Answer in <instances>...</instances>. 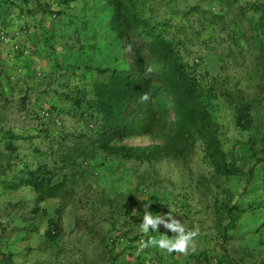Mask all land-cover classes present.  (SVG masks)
<instances>
[{
	"label": "rangeland",
	"instance_id": "rangeland-1",
	"mask_svg": "<svg viewBox=\"0 0 264 264\" xmlns=\"http://www.w3.org/2000/svg\"><path fill=\"white\" fill-rule=\"evenodd\" d=\"M226 1L128 3L179 47L196 72L220 124L222 148L239 172L219 173L201 139L187 162L173 157L125 160L120 154L100 152L85 164L86 174L74 195L65 197L64 235L47 241L46 222L33 232L24 230L29 235L24 236L25 246L17 250L16 260L9 254L8 263L264 264V206L244 212L229 240L223 239L216 223L225 204L232 207L236 201H246L248 194L251 200L264 201V88L259 84L251 29V18L258 14L252 10L244 14L240 5L245 0L225 5ZM195 6L225 13V28L196 12ZM113 13L108 0H0V71L6 64L16 70L18 61L25 69L22 87H14L15 75L8 70V87L0 80V108L6 114L0 118V128L18 135L15 142L21 154L34 146L43 148L46 129L86 130L97 115L95 85L108 76L101 69L109 65L111 54L120 67L133 64L126 39L122 53L110 50L116 40L110 26ZM234 84L255 99L256 126L249 130L236 125L234 107L221 94L222 88ZM122 142L145 146L155 140L142 135ZM107 199H114L113 204ZM145 204L153 215L172 210L187 229L197 228L194 248L186 253H167L156 246L140 250L137 242L149 235H172L163 224L159 232L139 230ZM7 224L22 225L17 218Z\"/></svg>",
	"mask_w": 264,
	"mask_h": 264
},
{
	"label": "trees",
	"instance_id": "trees-1",
	"mask_svg": "<svg viewBox=\"0 0 264 264\" xmlns=\"http://www.w3.org/2000/svg\"><path fill=\"white\" fill-rule=\"evenodd\" d=\"M233 1L227 0L225 5ZM108 2L114 8L110 26L116 34L110 50L122 53L126 39L133 50V64L120 67L111 54L109 65L101 69L108 71V76L95 85L97 115L91 125L79 131L46 129L44 147L34 146L25 155L15 142L18 135L11 129L0 128V184L11 190L29 186L35 193L32 205L22 199L9 202L8 206L16 209V218L22 223L17 229L33 232L39 223L46 222L47 241L64 235L65 197L74 195L75 186L86 174L85 164L100 152L120 154L125 160L152 162L173 157L187 162L197 140L201 139L219 173L239 172L222 148L220 124L214 118L212 103L179 47L134 11L128 0ZM240 7L244 14L249 10L258 14L251 18V29L259 84L264 88V0H245ZM193 9L225 28V13L206 11L198 6ZM239 51L243 54L241 48ZM221 94L234 107L239 128L249 130L256 126L253 97L235 84L222 88ZM75 102L79 106L80 101ZM4 116L0 108V118ZM142 135L151 136L155 142L145 146L122 142L125 138ZM248 172L252 176L254 166ZM55 200H59L57 205L53 203ZM107 200L109 204L114 202V199ZM47 203L53 205L51 210ZM262 206L264 201L251 200L249 194L246 201H236L232 207L225 204L216 221L223 239L229 240L231 232L240 227L244 212L253 213Z\"/></svg>",
	"mask_w": 264,
	"mask_h": 264
},
{
	"label": "crops",
	"instance_id": "crops-1",
	"mask_svg": "<svg viewBox=\"0 0 264 264\" xmlns=\"http://www.w3.org/2000/svg\"><path fill=\"white\" fill-rule=\"evenodd\" d=\"M18 39V37H16ZM21 39V37H19ZM6 42V41H5ZM4 54V53H3ZM4 57V55H2ZM1 56V58H2ZM84 56V55H83ZM7 60V59H6ZM19 65L14 68H9L6 64L4 66V72L0 71V80L3 84V87H8L7 85V70L10 74H14V79L16 80L13 84L14 87H22L21 84H24L25 77L24 71L25 69L21 68V61H18ZM27 76V74H26ZM33 78V77H32ZM30 80V79H29ZM27 81V79H26ZM27 189L29 194L24 195V191ZM31 192V194H30ZM28 200L31 204L34 202L35 193L31 190L29 186H20L17 189H6L0 184V264H12V262H7V258L9 254H12V259L16 260L17 250H21L25 246V238L23 230L13 228L11 225L7 224V221L16 218L18 212L13 210L10 206H8L9 202H16L18 200Z\"/></svg>",
	"mask_w": 264,
	"mask_h": 264
},
{
	"label": "clouds",
	"instance_id": "clouds-1",
	"mask_svg": "<svg viewBox=\"0 0 264 264\" xmlns=\"http://www.w3.org/2000/svg\"><path fill=\"white\" fill-rule=\"evenodd\" d=\"M173 214L171 210L165 214L153 215L149 211L148 204L144 205L143 219L142 222H139V230L145 234L159 232V226L163 224L166 229L171 231L172 235L164 234L159 237L149 235L147 240L141 239L137 242L140 250L156 246L167 253H186L194 248V238L198 235L199 230L197 228L187 229L185 224Z\"/></svg>",
	"mask_w": 264,
	"mask_h": 264
}]
</instances>
